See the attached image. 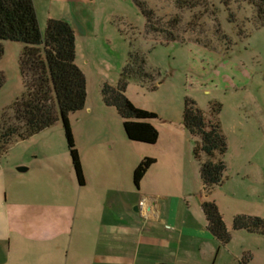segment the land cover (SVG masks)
<instances>
[{"label": "rangeland", "instance_id": "rangeland-1", "mask_svg": "<svg viewBox=\"0 0 264 264\" xmlns=\"http://www.w3.org/2000/svg\"><path fill=\"white\" fill-rule=\"evenodd\" d=\"M145 1L158 28L150 34L132 0H33L42 32L50 20L67 23L74 32L75 62L86 77L87 102L83 111L69 116L72 130L123 126L119 114L100 112L105 108L101 90L105 84L118 85L129 52L139 50L159 75L155 82L131 80L126 95L136 107L157 114L153 125L160 135L158 145L187 140L180 129L186 99L197 103L207 121L211 109L219 107L228 151L225 184L215 194L237 208L258 210L260 216L252 217L264 219V25L256 27L255 11L238 0H192L202 4L191 10H180L177 0ZM168 30L187 42L160 43L166 41ZM5 45L0 61L5 76L0 122L3 112L25 91L20 70L23 45ZM89 109L94 113L89 114ZM45 132L25 143L14 141L5 149L0 142V222L4 187L20 188L30 179L29 173L18 170L19 159L32 161L36 143H55L64 136L62 120ZM188 140L199 144L192 136ZM158 145L131 143L139 150Z\"/></svg>", "mask_w": 264, "mask_h": 264}, {"label": "crops", "instance_id": "crops-1", "mask_svg": "<svg viewBox=\"0 0 264 264\" xmlns=\"http://www.w3.org/2000/svg\"><path fill=\"white\" fill-rule=\"evenodd\" d=\"M104 106L100 112L118 115ZM180 129L187 140L144 150L131 146L122 124L72 130L83 185L65 134L55 143H36L32 161L20 158L17 165L27 169L28 182L2 192L0 264H264V234L232 229L234 217L259 211L215 194L225 182L206 193L194 155L198 143L188 140L184 125ZM144 158L155 163L137 187L134 173ZM208 201L232 234L227 244L208 228Z\"/></svg>", "mask_w": 264, "mask_h": 264}, {"label": "trees", "instance_id": "trees-1", "mask_svg": "<svg viewBox=\"0 0 264 264\" xmlns=\"http://www.w3.org/2000/svg\"><path fill=\"white\" fill-rule=\"evenodd\" d=\"M132 1L145 17L146 33L157 31L153 21L155 14L147 1ZM238 3L255 11L256 27L264 25V0H238ZM200 4L192 0L176 2L180 10H191ZM179 23L180 20H177ZM166 37V41L160 43L187 42L169 30L166 31ZM6 42L23 45L20 70L25 81V91L10 109L3 112L0 122V142L3 148L51 128L61 119L72 163L79 183L83 185V169L69 116L85 109L87 81L75 62L76 44L71 26L50 20L42 32L33 0H0V61L5 53ZM158 75L156 70L149 67L146 54L132 49L118 85L105 84L102 87L103 103L116 109L123 119L124 131L130 141L155 145L159 140V132L153 125V121L158 118L157 114L136 107L126 95L131 80L144 78L155 82ZM4 84L5 76L0 73V90ZM219 111V107L212 108L209 113L212 118L207 121L205 112L194 100H185L183 125L189 135L199 141L194 148V155L201 162V179L207 194L223 185L227 170L224 156L228 151V141L218 120ZM154 163L155 160L150 158L141 161L134 173L137 187ZM203 211L211 233L222 243H229L232 234L217 204L208 201L203 205ZM232 229L262 235L264 219L238 215L234 217Z\"/></svg>", "mask_w": 264, "mask_h": 264}, {"label": "water", "instance_id": "water-1", "mask_svg": "<svg viewBox=\"0 0 264 264\" xmlns=\"http://www.w3.org/2000/svg\"><path fill=\"white\" fill-rule=\"evenodd\" d=\"M19 171L25 172V171H27V169L26 168H19ZM135 210L137 211V210H139V208L136 207Z\"/></svg>", "mask_w": 264, "mask_h": 264}]
</instances>
